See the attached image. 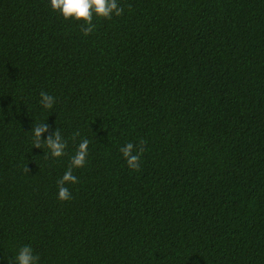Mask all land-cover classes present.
<instances>
[{
	"label": "trees",
	"instance_id": "obj_1",
	"mask_svg": "<svg viewBox=\"0 0 264 264\" xmlns=\"http://www.w3.org/2000/svg\"><path fill=\"white\" fill-rule=\"evenodd\" d=\"M119 4L85 36L50 0H0V264L24 245L39 264H264V0ZM40 123L64 156L33 147ZM141 139L134 171L120 148Z\"/></svg>",
	"mask_w": 264,
	"mask_h": 264
},
{
	"label": "clouds",
	"instance_id": "obj_2",
	"mask_svg": "<svg viewBox=\"0 0 264 264\" xmlns=\"http://www.w3.org/2000/svg\"><path fill=\"white\" fill-rule=\"evenodd\" d=\"M51 8L59 12L65 20L74 19L83 21L79 25L81 32L88 36L92 34L97 25L94 23V17L112 19L113 15L121 16L124 14V7L119 4V0H50ZM130 7V6H129ZM40 104L45 109H52L55 104V97L45 91L40 92ZM49 132L47 123L36 124L32 127L33 147L42 148V144L47 147L49 152H45V158H59L66 154L68 141L62 136L58 128L49 133L46 139L43 134ZM80 133L77 131L73 134L75 140ZM90 140L84 138L78 145L75 154L71 157L69 166L62 178L57 181L58 199L62 201L71 200L72 193L66 185L76 184L79 182L78 177L73 174L74 168H83L87 163L88 148ZM147 141L141 139L138 144L128 142L120 148V152L126 160L128 167L134 171L141 168V158L146 151ZM29 172V168L24 169ZM9 264H39L40 257L34 253L30 245H24L19 248L14 257L7 258Z\"/></svg>",
	"mask_w": 264,
	"mask_h": 264
}]
</instances>
